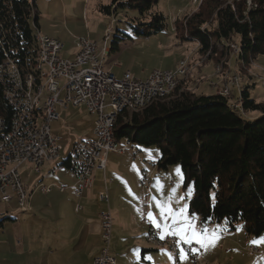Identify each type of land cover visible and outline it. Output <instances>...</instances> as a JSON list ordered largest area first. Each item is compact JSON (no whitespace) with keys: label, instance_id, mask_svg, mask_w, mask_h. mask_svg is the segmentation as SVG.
Instances as JSON below:
<instances>
[{"label":"rangeland","instance_id":"rangeland-1","mask_svg":"<svg viewBox=\"0 0 264 264\" xmlns=\"http://www.w3.org/2000/svg\"><path fill=\"white\" fill-rule=\"evenodd\" d=\"M110 2L111 0H36L39 27L32 21L34 33L48 34L62 40L65 44L62 55L66 57L76 48L80 38L84 37L96 42L100 51L104 46L106 35L109 34L108 48H111L112 41L115 39L118 40L119 48L107 55V66L112 64L113 72L118 78L129 71L138 79H146L155 69L171 70L176 68L182 59H188L191 64L185 78V89L197 94L211 95L215 91L219 94L223 84L232 76L238 75L243 78L242 87L248 85L251 96L258 102H264V54L257 55L248 66H245L243 60L234 52V45L240 42L238 36H233L227 42L228 47L222 42L218 43V52L211 54L200 53L198 42L182 40L177 36L175 21L184 20L186 15H191L199 8V3L193 4L192 0H159L156 8L165 15L167 26L157 34L145 36L137 34L132 26L131 20L137 15L136 11L126 8L109 15L100 10L101 5ZM109 26L110 30H108ZM218 78H222V83L215 90L210 87L213 86L210 81L217 83ZM238 96L239 88L237 87H234L228 95L232 97V102L236 101ZM58 112L60 119L51 126L53 134L61 137L63 145L61 158L45 164L39 174L28 166L21 168L24 183L29 181V185L26 186L29 199L25 208L19 206L16 200L0 205V217L8 215L16 219L6 220V226L12 231H6L0 235V242H8L14 246L12 252L6 257L9 264H45L51 255L48 243L57 241L58 228L74 227L77 202L73 201L74 196L71 191L61 193L54 189L49 194L44 193L39 189L34 190L33 181H38L43 176L42 180L48 184L67 183L71 186L74 183L69 167H54L68 155L76 138H83L82 136L92 130L96 115L90 113L83 105H69ZM260 114L258 111H249L244 116L258 117ZM138 146L142 149L140 156L126 154L129 163H137L140 170L138 186L133 191L137 198L134 197L131 204L116 203L119 222L116 223L114 220L110 250L118 257L117 264H173L171 261L173 258L171 259L166 252L161 249L151 250V248L155 249V246L146 239L148 226L142 222L144 212L141 205L143 195L141 171L148 168L153 175L151 185L145 191L150 198L148 214L152 213L155 218L159 217L165 223H168L170 218L166 221L160 216V210L156 207L157 203L166 201L173 211L184 209L191 219L188 203L193 195V186L191 184L184 186V175L178 164L170 166L168 170L151 168L147 165L145 159L159 156V149L156 146ZM52 168L55 172L50 175ZM211 225L206 230L211 231L209 234L215 233L218 238L213 246L202 247L200 258L204 264H264V257H259L249 250L251 242L247 244L244 242L245 232L242 225H239L234 232L223 229L224 233L216 230L213 227L214 224ZM20 229L26 239L21 240L23 242L21 245L26 250V253L21 255L18 248L19 239L15 232ZM41 231L45 232L44 239L37 237ZM197 231L204 230L197 224ZM29 237H32L31 243L27 241ZM260 238H264V234ZM102 242L104 246L103 238ZM260 247L264 248V245ZM143 248L147 250L144 254ZM256 258L258 260L255 262ZM0 259L3 258L0 256Z\"/></svg>","mask_w":264,"mask_h":264},{"label":"trees","instance_id":"trees-1","mask_svg":"<svg viewBox=\"0 0 264 264\" xmlns=\"http://www.w3.org/2000/svg\"><path fill=\"white\" fill-rule=\"evenodd\" d=\"M159 0H111L101 5L106 14L132 9L135 32L150 36L167 26L157 10ZM250 3V5H249ZM36 0H0V62L11 57L23 66L37 55L32 26L39 27ZM177 36L199 43L202 54L217 53L218 43L229 46L239 37L237 54L248 66L264 54V0H203L184 20L175 21ZM112 41L110 54L118 50ZM183 80L168 97L141 111L122 110L115 123L118 139L130 136L140 146L159 149L158 169L180 165L184 186H193L188 208L200 223L221 224L228 232L242 225L247 236L264 234V102L251 96L249 86L240 90L245 117L221 94H197L184 88ZM0 116L10 120L12 108L0 83ZM69 167V159L62 162ZM7 215L0 217V224ZM9 219L13 220V217Z\"/></svg>","mask_w":264,"mask_h":264},{"label":"built area","instance_id":"built-area-1","mask_svg":"<svg viewBox=\"0 0 264 264\" xmlns=\"http://www.w3.org/2000/svg\"><path fill=\"white\" fill-rule=\"evenodd\" d=\"M192 1L193 4H201L203 0ZM108 36L100 51L96 42L86 37L80 38L73 57H65L62 55L65 48L62 40L37 33V55L29 65L23 66L11 57L0 62V83L5 99L12 108L10 120L0 116V205L16 200L19 206L25 208L29 198L21 168L29 166L39 174L45 164L61 158L62 141L53 134L51 126L60 119L59 108L83 105L96 115L94 136L78 139L68 158L69 170L76 180L75 194L78 198L92 187L94 172L105 171L109 153L129 152L134 157L141 154L140 147L130 136L116 137L115 123L119 113L124 109L138 112L170 96L187 77L190 63L188 59H182L176 68L155 69L146 79H138L129 71L118 78L107 66V55L110 54ZM239 51V46L234 45V52L238 54ZM242 84L243 78L234 75L223 84L219 94L228 96L234 87L239 88V96L236 101H231L230 106L244 115L246 111L240 96ZM145 161L149 167L158 169V158ZM152 178L149 169L144 168L141 205L144 212L142 221L148 226L145 235L147 241L157 249L168 248L174 264H204L200 258L203 251L200 244L178 243L179 237L173 235L161 239L162 229L149 221L150 198L145 191L151 185ZM36 188L44 193L52 190L51 186L42 183ZM59 189L64 191L65 187ZM98 200L110 203L107 187L98 193ZM81 209L78 203L75 210ZM100 223L104 246L94 257L93 264H117V257L110 250L113 230L110 211L100 213ZM181 248L187 254L184 260L179 258ZM249 250L264 257V248L249 244Z\"/></svg>","mask_w":264,"mask_h":264},{"label":"crops","instance_id":"crops-1","mask_svg":"<svg viewBox=\"0 0 264 264\" xmlns=\"http://www.w3.org/2000/svg\"><path fill=\"white\" fill-rule=\"evenodd\" d=\"M64 50H65V48H64ZM64 50H63V52H64ZM75 52H76V48L68 53V57H73ZM108 68H110L111 71H113L112 64H109ZM217 77H218V75H217ZM221 83H222V78H220L219 82H217V83H213L210 81V84L213 85L210 87L215 89V88H217V86L221 85ZM216 93H217V91L214 92V94H216ZM60 109H63V108H59V110ZM94 128H95V120H94V127L92 128V130L88 134H85L84 136H82L83 138H80V139L93 137L94 136ZM78 139L79 138H76L73 141L72 146L68 152V155L65 157L66 159L69 158L71 151H72V147ZM69 140L72 142V139L70 137H69ZM126 154H131V153H129V152H125V153L111 152V153H109L108 157H107V166H106L105 171L96 170L94 172L93 185H92V187H90L89 189H87L83 193V196L81 198H78L75 194L76 180H75V177L73 175L72 176H73L74 183H72L71 186L68 185L67 183L64 185H61L58 183H49L48 184V183H46L45 180H42L43 176L40 177V179L38 181H35V180L33 181L34 190H37L36 187L40 183L47 185V186H51L52 190L49 193L53 192L54 189H57L60 191L59 187H65V190L60 191V192L65 193L67 191H71V194L74 196L73 201L77 202L76 205L79 203L82 206V209L80 211L75 210L77 213V216L74 218V221H73L74 227L73 228H67V227L58 228V232L56 234H58L59 237H58L57 241L55 243H48V245L50 246V249H51L50 250L51 255H50V259L48 260V262H45V264H50V263L51 264H93L94 257L99 254L101 248L103 247L102 236H101L100 213H102L104 211H110L112 214V217H113V227H114V220L116 221V223L119 222V212L117 211L116 203L117 202H120V203L127 202V203L131 204L132 199L134 197L137 198V196L134 194L133 191H135L137 186H138L137 183H138V177L140 176V170H139L137 163L136 164L129 163V161L127 159L128 156ZM62 162L63 161L61 160L59 163H57L55 165L54 168H56V166H57V168H61L63 166H66ZM54 168L51 169L50 175L53 172H55ZM30 169H31V167H30ZM69 173H70V171H69ZM141 174H142V171H141ZM30 181H31V179H30ZM28 182L29 181L24 183L25 186L29 185ZM106 187H107L109 195H110V203L109 204L100 202L98 200V193L100 191L104 190ZM76 205H75V208H76ZM137 207H138V204H137ZM188 211H189V208H188ZM189 214L191 216V219H190V217H189V219L195 225L196 229H197V224H198L199 228H201L202 230H205L206 228H209L210 226H212L211 224H208L209 226L206 225L208 227H204L200 223V219L198 216L191 214L190 211H189ZM185 215H186V213H185ZM10 217H13V216L7 215L6 220H11V219H9ZM59 219H60V217H59ZM6 220H4V222L2 224H0V235H1V233L2 234L5 233L6 231L7 232H10V230L12 231V229H10L6 226V222H5ZM13 220H16L15 217H13ZM156 220L161 224V226H162L161 229H163V225L165 224V221H163L159 217H156ZM168 223L171 224L170 219H169ZM213 227H215L216 230H218L220 233H224L223 232V229H224L223 225L214 224ZM15 232L17 233L16 235L18 236V239H19L18 240L19 254L20 255L25 254L26 250L23 247V245H21L23 243L22 241L26 240L24 233L22 232V229L18 230V232L17 231H15ZM210 232L211 231H209L208 233H210ZM232 232H234V231H232ZM44 235H45V232L41 231L37 234V237L39 236V237H41V239H44V237H45ZM66 235H68V236H66ZM244 238H245L244 242H246V244H247V242L248 243L251 242L250 244H253V245H257V244L260 246L264 245V243H254V241H260L261 240L260 236L259 237H252V236H247L245 234ZM31 239H32V237H29V238H27V241L29 240V243H31V241H30ZM12 249H14V246L10 245L8 242H0V256L3 258V259H0V264H9V260H7L6 257L12 252ZM159 249L166 252L168 254V256L171 257V259H172V254L168 248H159ZM159 249L151 248V250H156V251H158ZM145 252H147V250H145L143 248L142 253L144 254ZM142 257L144 258L145 256L143 255ZM257 260H258V258H256L255 262ZM171 261H173V259ZM172 263L174 264V262H172ZM124 264H133V263H124Z\"/></svg>","mask_w":264,"mask_h":264},{"label":"snow or ice","instance_id":"snow-or-ice-1","mask_svg":"<svg viewBox=\"0 0 264 264\" xmlns=\"http://www.w3.org/2000/svg\"><path fill=\"white\" fill-rule=\"evenodd\" d=\"M160 210V216L164 220L171 219V224L165 223L161 232V239H164L167 235H173L179 237V242L185 244H192L194 241L200 244L201 247L213 246L215 240L218 238L215 233L209 234L205 229L203 232L197 231L195 225L191 222L189 217L185 215V210L173 211L168 202L160 201L156 205ZM148 219L152 222L156 228L160 229L162 226L156 220L152 213L148 214ZM182 221V222H181ZM254 243H264V238L260 241H254ZM186 253L183 248L180 249V259H186ZM171 258V257H170ZM150 259V257L148 258Z\"/></svg>","mask_w":264,"mask_h":264}]
</instances>
